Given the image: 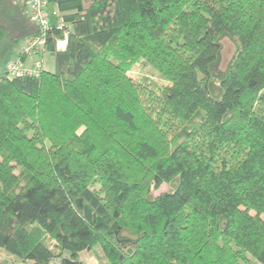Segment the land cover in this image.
Masks as SVG:
<instances>
[{"label":"trees","instance_id":"trees-1","mask_svg":"<svg viewBox=\"0 0 264 264\" xmlns=\"http://www.w3.org/2000/svg\"><path fill=\"white\" fill-rule=\"evenodd\" d=\"M49 4L0 0V61L44 38L0 72V264H264V0Z\"/></svg>","mask_w":264,"mask_h":264},{"label":"built area","instance_id":"built-area-1","mask_svg":"<svg viewBox=\"0 0 264 264\" xmlns=\"http://www.w3.org/2000/svg\"><path fill=\"white\" fill-rule=\"evenodd\" d=\"M27 8L29 11L30 19L35 24L39 25L42 29L48 28L49 19L47 9V0H27ZM53 15L57 16V12L54 11ZM57 25H61L58 20ZM63 43V42H62ZM44 38L43 37H32L28 42L23 44L20 49V55L34 56V60L29 67H25V60L18 58L16 61H11L7 64V74L10 77L22 76V75H34L38 76L41 68V60L38 58L42 55L44 48ZM60 42L57 43V48L59 49ZM38 55V56H37Z\"/></svg>","mask_w":264,"mask_h":264},{"label":"rangeland","instance_id":"rangeland-1","mask_svg":"<svg viewBox=\"0 0 264 264\" xmlns=\"http://www.w3.org/2000/svg\"><path fill=\"white\" fill-rule=\"evenodd\" d=\"M222 45H223V48H222V59H221V64H222V67H224L227 62L230 60L231 56H232V53H233V50H234V46H233V43L231 40L229 39H224L222 41ZM60 49H62V47H60ZM44 58L42 59L43 62H44V66L47 68V69H50L51 66H52V60H53V57L50 56L49 54H44ZM52 57V58H51ZM18 58L21 59V55H17L16 54V51H12L10 54L7 55V57L0 61V72L7 69V64L11 61H16ZM25 60V59H24ZM36 60V58L34 56H28L26 58V62L24 63L25 64V67H29V65L34 61ZM137 75L138 74H130L131 77L133 78H137ZM166 190V187L165 186H162L161 188V192L162 191H165ZM158 192H156L155 194H157ZM0 258H7L6 254L3 252V251H0ZM79 258L82 260V262L84 264H97V260L96 258L92 255V252H82L79 254ZM49 264H58V259H52L50 261Z\"/></svg>","mask_w":264,"mask_h":264},{"label":"crops","instance_id":"crops-1","mask_svg":"<svg viewBox=\"0 0 264 264\" xmlns=\"http://www.w3.org/2000/svg\"><path fill=\"white\" fill-rule=\"evenodd\" d=\"M56 10V7H55V5H52V4H49L48 6H47V9H46V11H47V13H48V19H49V25L51 26V25H55V24H57L58 23V20H57V17L55 16V15H53V12ZM63 42V41H62ZM62 42H60V44H62L61 45V47H63V44H64V42L62 43ZM45 57V56H44ZM26 60V59H25ZM26 62V61H25ZM43 65H44V62H43Z\"/></svg>","mask_w":264,"mask_h":264},{"label":"bare ground","instance_id":"bare-ground-1","mask_svg":"<svg viewBox=\"0 0 264 264\" xmlns=\"http://www.w3.org/2000/svg\"><path fill=\"white\" fill-rule=\"evenodd\" d=\"M62 44H60V46H61Z\"/></svg>","mask_w":264,"mask_h":264}]
</instances>
